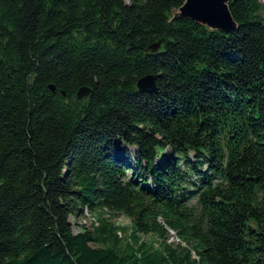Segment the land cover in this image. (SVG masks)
<instances>
[{"label": "trees", "instance_id": "obj_1", "mask_svg": "<svg viewBox=\"0 0 264 264\" xmlns=\"http://www.w3.org/2000/svg\"><path fill=\"white\" fill-rule=\"evenodd\" d=\"M184 2L0 0V264H264V3Z\"/></svg>", "mask_w": 264, "mask_h": 264}, {"label": "water", "instance_id": "obj_2", "mask_svg": "<svg viewBox=\"0 0 264 264\" xmlns=\"http://www.w3.org/2000/svg\"><path fill=\"white\" fill-rule=\"evenodd\" d=\"M243 0H185L178 10L173 11V20L176 18H188L191 21L204 25L212 31H220L226 34L237 30V23L234 21L229 4ZM261 3V0H258ZM160 43L151 45L148 50L152 54L159 51ZM157 78L154 75H146L137 82L140 92L153 94L156 91ZM51 91H55L54 86H49ZM92 90L87 87L79 89L76 99L81 101L90 96Z\"/></svg>", "mask_w": 264, "mask_h": 264}, {"label": "rangeland", "instance_id": "obj_3", "mask_svg": "<svg viewBox=\"0 0 264 264\" xmlns=\"http://www.w3.org/2000/svg\"><path fill=\"white\" fill-rule=\"evenodd\" d=\"M261 1L264 2V0H261ZM100 216H101L100 213L91 214L90 212H85L84 216L81 219H79L78 221H73L74 232L75 233L80 232L81 225H85L88 229L93 230L97 226L98 219L100 218ZM103 217L112 220V222L117 226H122L126 228L131 227L130 219L124 216H118V217L113 218L111 217L110 214L106 213V214H103ZM169 237H170L169 242H172V243H182L183 242L176 232L170 231ZM144 239L148 242L149 241L160 242L159 239L154 236H145ZM92 245L94 246V244Z\"/></svg>", "mask_w": 264, "mask_h": 264}, {"label": "built area", "instance_id": "obj_4", "mask_svg": "<svg viewBox=\"0 0 264 264\" xmlns=\"http://www.w3.org/2000/svg\"><path fill=\"white\" fill-rule=\"evenodd\" d=\"M88 215V214H87ZM172 232V231H171ZM174 232V231H173Z\"/></svg>", "mask_w": 264, "mask_h": 264}]
</instances>
